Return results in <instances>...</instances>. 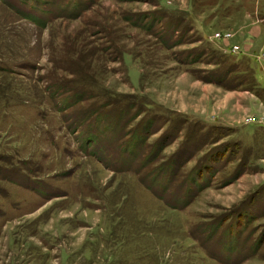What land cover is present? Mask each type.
Segmentation results:
<instances>
[{
    "label": "rangeland",
    "instance_id": "374dc122",
    "mask_svg": "<svg viewBox=\"0 0 264 264\" xmlns=\"http://www.w3.org/2000/svg\"><path fill=\"white\" fill-rule=\"evenodd\" d=\"M0 264H264V0H0Z\"/></svg>",
    "mask_w": 264,
    "mask_h": 264
}]
</instances>
